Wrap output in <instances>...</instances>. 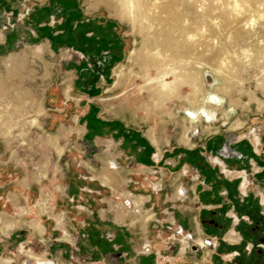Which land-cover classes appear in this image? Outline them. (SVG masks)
Wrapping results in <instances>:
<instances>
[{"label": "rangeland", "instance_id": "obj_1", "mask_svg": "<svg viewBox=\"0 0 264 264\" xmlns=\"http://www.w3.org/2000/svg\"><path fill=\"white\" fill-rule=\"evenodd\" d=\"M46 1L56 0H0V32L2 36H8L9 40L17 41L18 39H15L16 36L13 35L18 29L17 22L20 19L24 21V17H28L32 8ZM57 1L62 2L61 0ZM74 1L81 11V15L83 11H87L88 14L92 13L103 22L111 21L116 25L119 35L126 41L124 54L121 55V60L112 62L107 59L108 55H106V60L101 61L100 57L103 51L99 53L97 51L94 52L93 61H91V58L81 56L83 51L81 46L78 45L79 47L77 46L75 49L71 44H68V40L59 42V50L62 52L63 59L71 64L77 62L76 66H78V61H81L80 68L85 67L90 72L83 76L81 75L82 70L79 71L80 79L83 82L85 78L86 82L82 84L81 81V84L88 95V98L80 103V109H74V104H63L62 88L59 90V87L55 85L57 76L53 67L54 61L57 62V59L53 55V48H50L48 43L39 44V39L34 38L30 42L31 49L11 50V52L8 51L0 56V116H5L0 122V186L4 197L0 205V225L3 221H14V227L29 226L33 220L55 224V221L57 222L55 218L61 217L66 228V233L64 232L66 236L69 235L67 224L75 226V230H72L70 234L75 235L77 241H80V245L75 246V254L84 258L83 256L93 249L91 246L88 248L86 241L88 238L93 239L98 249L94 258L98 263L102 258L99 253L101 252V256L104 257L105 252L109 249L104 245L107 241L106 233L103 230L104 223L114 222L113 213L119 210L125 211V213L136 212L139 207H135L133 201H144L145 198L141 196L134 200L133 197H129L133 193V189L120 185L123 182L117 178L119 169L112 172L108 170V167L101 171L94 169V176L90 175L84 178L87 174L83 168L79 167L81 163L84 166H88L85 163H107V165L111 162L148 163L153 153L142 137L147 135L149 138L150 133H154L155 142L151 141L153 144L159 145L158 137L161 136L171 137L174 144L180 141L184 128L191 126L196 129L189 136L191 142L192 136L196 135L197 142L200 143L202 134L205 136L203 143L210 149L204 151V155L192 152L189 157H183L181 152L172 153L170 151L166 160L174 158L176 163H191L195 166L202 165L201 163L213 165L210 161L213 156H220L222 160L244 161L247 158L244 156L249 154L248 146L252 143L248 138L249 117L264 114V110L258 109V101L264 102V21L256 23L257 34L246 44H240L244 48L241 49L240 46L235 48L240 62L243 63L230 75L231 80L227 84V90H231V97L218 94V97L212 99L213 101H209L211 103H209V107H191L188 108L189 111H185V103H178L171 99L172 101H165V106L162 109H158L156 112H147L144 110V105L151 104L148 94L150 91L148 90L153 87H148L145 84L141 66L134 65L130 57V51L141 47L147 33L139 22L134 23L124 13L121 0ZM18 4H24L29 9L23 13L15 11L14 7ZM60 10L62 11V9ZM63 14L56 17L57 26L61 28L59 31L66 30V28L63 30L65 23L59 25L62 18L66 21ZM49 20V17L46 18L44 23L47 25ZM74 22L76 23L74 20L72 26H74ZM37 44L42 46L46 44L41 59L35 57L33 53ZM9 53L19 55L15 65L17 69L8 70L3 65V60L10 55ZM24 53H26L25 60L23 59ZM109 55L112 54L109 53ZM64 71L65 69H63ZM67 72L68 76L65 79L68 83L65 91L68 90L69 85L71 86L73 77L70 74L71 71ZM150 74L154 76L155 72L151 70ZM119 82L120 84L117 85L116 83ZM207 88L210 89L209 86ZM17 90L25 91L26 96L20 99L13 98V93ZM183 90L184 95H187L189 89L184 88ZM55 94L60 96L58 104L51 103L54 100L52 95ZM64 94L67 99L72 98L70 91L69 95L65 92ZM252 94L256 97V101L251 100ZM75 99L79 100V98ZM168 109L176 116L163 114ZM34 120H37V123H32ZM122 127L123 132L119 130ZM243 134L246 138L241 141ZM258 139L255 134V144ZM108 141L114 142L112 152L107 148V146H112V143ZM180 143L182 142L180 141ZM226 148L230 149L229 156L222 154ZM60 149H63L62 153H59ZM212 149L215 151L210 152ZM240 149L247 153H243L244 156H242ZM231 151L236 155H231ZM67 163L70 165L68 166ZM229 165L230 171L233 170V172L247 170L251 179H255L256 186L259 185V180L253 177L251 168H241L238 163H229ZM199 170L201 169L199 168ZM106 174L111 178L109 187H113V191L103 189L96 181L94 182L98 179L103 186H106L102 183ZM25 178H27V184L24 182ZM262 178H264V174ZM25 185L27 192L31 195L28 201L22 194ZM127 193L129 195L125 196ZM8 194L16 207L30 209L17 211V213H27L25 217L13 218L7 214V212L13 213L12 207L6 200ZM182 194L180 197L183 196ZM235 201L236 199L229 201V208L237 207ZM45 202L46 212L40 213L39 205ZM246 204L245 200L244 205ZM147 207L148 204H146ZM244 210L249 212L251 209L248 210L247 207H244ZM222 211L224 217L226 216L228 219L227 207H224ZM106 212L107 215H105ZM248 214L245 213L244 218L250 216ZM250 214V220L246 217V222L242 220L241 226L244 230L252 233L259 229L262 221L255 218L253 211ZM150 216L153 215L148 213L143 217L146 221ZM135 217H140V215L136 213L132 216L128 215V219L134 224L140 222L142 225V222H145L138 221ZM215 218L218 217H204L201 220L203 228H224L226 230L233 222L235 223L234 218L218 223L215 222ZM22 219L30 222H25ZM190 241L192 245L194 244L192 242H195L193 239ZM176 242L175 245L171 244L172 247L167 251V255L178 254L182 244L181 238L177 237ZM208 242H210L209 247L205 246L203 252L207 248L214 251L213 244L210 240ZM261 245L264 244L259 246L261 247ZM245 249L249 250L250 248L246 246ZM201 252V250L196 252L189 248L188 256H196L203 253ZM114 253L116 251L113 252V256ZM213 256L217 257L216 254ZM108 257H112V255L109 254ZM229 264H233V262Z\"/></svg>", "mask_w": 264, "mask_h": 264}, {"label": "crops", "instance_id": "obj_2", "mask_svg": "<svg viewBox=\"0 0 264 264\" xmlns=\"http://www.w3.org/2000/svg\"><path fill=\"white\" fill-rule=\"evenodd\" d=\"M61 1L63 3L57 0L52 2L46 1L47 3L41 2L39 6L32 8L28 13V17H24V21L20 19L16 24L18 29L13 35L16 36L15 39H18L17 41L9 40L8 36H2V40L0 41V56L8 51L11 52V50L21 48H24V50L31 49L30 42L34 38L39 39V44L48 43L50 48H53V55L57 59V62L54 61L53 67L56 70L55 74L57 76L55 85L59 87V90L62 88L61 96L63 104H74V109H80V103L88 98V95L82 88L84 87L82 84L86 82L85 78L83 82L79 76L81 61H78V66H76L75 63L77 62L71 64L69 61L63 59L62 52L59 50V42L61 40H68V44H71L73 48L78 45L81 46L83 50L81 56L83 58L84 56L91 58V61H93L94 52L98 51L99 53L103 51V56L101 55L100 60L105 61V57L108 55L107 59L114 62L115 60H121V55L124 54L126 47V41L119 35L118 28L111 21L103 22L92 13L88 14L87 11H83L81 15V11L76 4H73L69 0ZM14 8H16L15 11L18 10L22 13L29 9L24 4L15 5ZM62 14L65 16L66 21L62 18L59 25L61 26L65 23L63 26V30L66 28L65 31H59L61 28L57 26L56 17ZM48 17L50 20L46 25L44 21ZM74 20L76 23L74 22V26H72ZM84 53L86 54L84 55ZM109 53L112 55H109ZM101 63L104 65L103 62ZM63 69H65L64 72ZM67 71H71L70 74L73 76L70 89L72 98L70 99H67L64 94L68 83L65 79L68 76ZM52 96L54 100L51 103L55 102L58 104L60 96L56 94ZM75 98H79V100ZM263 115L257 114L249 117L247 123L250 126L248 138H250L252 143L248 146V156H244L243 153L247 152L240 149L242 156L247 157L244 161L222 160L220 156H213L210 160L213 165L201 163L202 165L195 166V164L191 165V163H176V159L174 158L166 160L170 151L172 153L181 152L183 153V157H189L192 152L204 155L203 152L208 151L210 148L203 143L205 136L201 134L200 143L197 142L196 135L192 136L193 147L186 146L180 143V141L173 144L171 137L164 138L162 136L158 137L159 145H155L146 135L142 139L147 142V147L153 153L148 163L114 162L119 169L117 178L123 182L120 185L133 189V193L130 192L131 195L129 197H133L134 200L136 197L141 196L145 198L142 203L136 205L133 201V205L137 208L139 207L134 213L140 215V217L135 218L138 221H145V217L143 216L148 213L153 215L154 218L150 216L141 225L140 222L134 224L128 219V215L132 216L134 213H125V211L121 210L113 213L115 216L114 222L109 224L104 223L103 225L107 238L104 245L105 248L109 247V249L105 252L104 257L101 256V252L99 253L102 258H100L98 263L94 258L98 251L94 240L87 239L88 248L91 246L93 249L89 250L83 256L84 258H81L79 254H75V246L80 245V241H77L75 235H70L72 230H75V226L67 224L69 235L66 236L58 228L56 221L55 224L42 221L46 231L43 236H40L38 233V235L35 234L36 232L27 225L14 227L6 234L0 231V260L8 261H5L3 264H39L35 258L24 254L23 250H25L36 256L45 257L49 264H229L232 262L233 264H264V247L259 246L262 243L264 244V178H262L264 174ZM119 130L121 132L124 131L123 127ZM245 134L242 135L243 137L241 136V141L245 140ZM255 134L259 138L257 144L254 143ZM111 143V147L104 144L112 152L114 142ZM212 151L214 152L215 150L212 149L210 152ZM202 162H204V159H202ZM215 162L221 164V167L214 164ZM229 163H238L241 165V168L245 169L251 168L254 174L253 177H256V180L258 178L260 186H256L255 179H251L247 170H238L247 173V191L246 194H243L241 190L243 178L238 179L234 177L244 175H234L238 172H231L229 170ZM67 164L68 166L70 165V163ZM85 164H88V166L78 163L79 167L83 168L87 174L84 178L90 175L94 176L96 170L101 171L108 167L107 163ZM222 170L225 172L223 173ZM184 171H186V174H184ZM95 181L103 189L114 190L113 187L103 186L98 179ZM24 182L27 184V178H25ZM26 188L25 185L22 189V194L28 201L31 195L27 192ZM1 189L2 187L0 186V205L4 199ZM178 189L183 191V196L178 197ZM9 194L6 200L12 207L13 213L7 212V214L13 218L25 217L27 213H17V211L22 209L28 211L30 209L16 207L14 201L9 198ZM128 195L127 193L125 196ZM235 199L237 207L229 208V201ZM244 199L247 201V206L244 205ZM146 204H148L147 208ZM224 207L228 209L227 218H234L235 223L233 222L226 230L224 228H203L201 220L204 217L216 216L218 217L215 218L216 223L222 220L223 222L228 221L226 216L224 217L223 215L222 209ZM244 207L251 210L247 212V210H244ZM252 211L255 213V218L262 221V225H260L259 229L250 233L248 230H244L241 224L243 221L246 222V217L250 220V212ZM231 213L232 215H230ZM245 213H249L248 215L250 216L244 218L243 215ZM105 215H107V212ZM219 217L221 218L219 219ZM23 221L30 222L27 220ZM231 231L235 232L238 241L231 242L228 240L227 237ZM177 237L181 238V240L185 239L190 243L192 239L195 240L192 243H197L200 239L204 241L210 240L214 251L207 248L203 252L204 247H201L200 250L203 253L201 252L202 254L191 257L188 256V248L183 254H181L180 249L176 255H167V251L172 247L171 244H177ZM184 245L187 247L188 243L184 241ZM246 246L250 249L246 250ZM114 250L116 251L114 253L115 257L113 256ZM200 250L197 252H200ZM109 254L112 257H108ZM214 254L217 257H214Z\"/></svg>", "mask_w": 264, "mask_h": 264}, {"label": "bare ground", "instance_id": "obj_3", "mask_svg": "<svg viewBox=\"0 0 264 264\" xmlns=\"http://www.w3.org/2000/svg\"><path fill=\"white\" fill-rule=\"evenodd\" d=\"M121 4L124 13L134 23L139 22L147 33L141 47L130 51L133 64L141 66L145 84L153 87L148 90L151 104L144 105V110L156 112L165 106V101L173 99L178 103H185L186 111L191 107H209V101L218 97V94L231 97V90H227L230 75L243 63L235 48H244L242 45L257 34L256 23L264 21V0H121ZM1 36L0 32V40ZM44 46L34 47L35 57L42 58L46 49ZM18 57V54H10L3 60L5 68L14 70ZM23 59H26V53ZM151 70L155 72L154 76L150 74ZM70 88L69 85L65 91L67 95ZM184 88L189 89L187 95L183 93ZM23 96H26L23 90L13 93L15 99ZM251 97V100L256 101L253 94ZM258 104V109L264 110V102L258 101ZM163 114L176 116L170 109ZM4 117L0 116V122ZM32 123H37V120ZM195 130L193 126L184 128L180 139L182 144L192 147L189 136ZM153 134L150 133L149 138L155 142ZM62 152L63 149H60L59 153ZM117 169L113 162L108 163L110 172ZM238 174L244 175L243 172L234 175ZM110 182L111 178L106 174L102 183L109 186ZM180 192L178 189L177 195ZM142 201L134 203L136 205ZM45 206L46 202L39 205L40 213L46 212ZM55 219L58 228L66 233L62 218ZM14 226V221H3L0 231L5 234ZM29 226L40 236L46 232L39 220L31 221ZM199 243L202 245V241ZM26 254L35 258L39 264H49L45 257ZM2 262L4 260H0V264Z\"/></svg>", "mask_w": 264, "mask_h": 264}, {"label": "flooded vegetation", "instance_id": "obj_4", "mask_svg": "<svg viewBox=\"0 0 264 264\" xmlns=\"http://www.w3.org/2000/svg\"><path fill=\"white\" fill-rule=\"evenodd\" d=\"M70 2H72L73 4H76L75 3V1L74 0H69ZM231 155H236V153L235 152H233V151H231ZM222 154L223 155H225V156H229L230 155V149L229 148H226V150H224L223 152H222ZM214 164H218V165H220V167H221V164H219V163H214ZM230 170V169H229ZM185 173L184 174H186V171H184ZM222 172H223V170H222ZM235 172H238V173H244V176H236V177H234V178H238V179H242L243 178V182H242V184H241V190H242V193L243 194H246V189H247V182H248V179H247V173L245 172V171H235ZM224 173V172H223ZM182 194V190H181V192H180V195ZM180 195H179V197H180ZM231 215H232V213H231ZM228 240L229 241H231V242H236V241H238V238H237V236H235V232L234 231H231V233L228 235ZM182 241V248H181V254H183L185 251H187V249L188 248H192L193 249V251H199L200 250V248L201 247H205V246H208L209 247V243L210 242H208V241H204L203 239H200L199 241H202V245L201 244H199V241H197V243H194L193 245L190 243V242H188L187 240H185V239H182L181 240ZM184 241H186L187 243H188V246L187 247H185V245H184ZM23 252H24V254H26V251L25 250H23ZM28 253V252H27ZM30 254H32V253H30ZM27 255V254H26ZM1 260H3V259H1ZM5 261L6 262H8L7 260H4V262H2L1 264H3V263H5Z\"/></svg>", "mask_w": 264, "mask_h": 264}, {"label": "trees", "instance_id": "obj_5", "mask_svg": "<svg viewBox=\"0 0 264 264\" xmlns=\"http://www.w3.org/2000/svg\"><path fill=\"white\" fill-rule=\"evenodd\" d=\"M64 9H66V8H64ZM82 70V74L81 75H83V76H86L88 73H90L89 71H88V69L87 68H83V69H81ZM107 78V77H106Z\"/></svg>", "mask_w": 264, "mask_h": 264}, {"label": "built area", "instance_id": "obj_6", "mask_svg": "<svg viewBox=\"0 0 264 264\" xmlns=\"http://www.w3.org/2000/svg\"><path fill=\"white\" fill-rule=\"evenodd\" d=\"M261 247H264V246H261Z\"/></svg>", "mask_w": 264, "mask_h": 264}]
</instances>
